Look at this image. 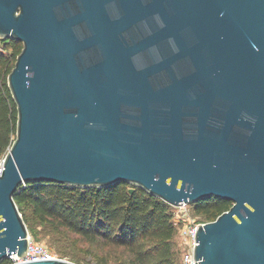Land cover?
<instances>
[{
    "label": "water",
    "instance_id": "95a60500",
    "mask_svg": "<svg viewBox=\"0 0 264 264\" xmlns=\"http://www.w3.org/2000/svg\"><path fill=\"white\" fill-rule=\"evenodd\" d=\"M0 37L23 44L0 264L28 252L19 187L121 180L233 202L198 225L196 264H264V0H0Z\"/></svg>",
    "mask_w": 264,
    "mask_h": 264
},
{
    "label": "trees",
    "instance_id": "16d2710c",
    "mask_svg": "<svg viewBox=\"0 0 264 264\" xmlns=\"http://www.w3.org/2000/svg\"><path fill=\"white\" fill-rule=\"evenodd\" d=\"M5 46L6 51L0 50V151L16 138L17 106L8 76L23 45L10 41ZM14 199L35 240L41 239L37 228L43 227L46 234L52 235L50 242L58 252L71 255L77 264L81 260L61 244L65 232L92 243L106 241L123 247L130 255L129 264H182L177 261L181 254L176 240L175 206L142 187L123 180L103 187L38 181L19 187ZM218 200L211 196L194 203L197 211H204L200 222L216 219L233 204ZM1 264H10V259Z\"/></svg>",
    "mask_w": 264,
    "mask_h": 264
},
{
    "label": "rangeland",
    "instance_id": "374dc122",
    "mask_svg": "<svg viewBox=\"0 0 264 264\" xmlns=\"http://www.w3.org/2000/svg\"><path fill=\"white\" fill-rule=\"evenodd\" d=\"M1 44H6L10 42V40H6L0 37ZM23 45V44H22ZM188 212L190 214V219L199 220L205 217L203 214V208L195 207L194 203H189ZM188 219L187 221H190ZM179 217L177 209H174V223L177 227V247L179 248V241L181 240V230L183 229L184 224L187 222ZM38 236L41 238L37 240L46 246H48L57 256H63V259L74 262V259L71 255H62L58 252L54 245L51 244L50 239L52 237L51 234H46L44 228L39 226L37 228ZM34 239L33 234H31ZM60 238L61 244L66 252L78 257L81 260V264H129V253L128 251L119 246H114L106 241H99L96 243H92L90 241L85 240L84 238L76 235L74 233L65 232L64 235ZM180 249V248H179ZM181 254V253H180ZM178 263H181V255H178Z\"/></svg>",
    "mask_w": 264,
    "mask_h": 264
},
{
    "label": "built area",
    "instance_id": "2783aa9c",
    "mask_svg": "<svg viewBox=\"0 0 264 264\" xmlns=\"http://www.w3.org/2000/svg\"><path fill=\"white\" fill-rule=\"evenodd\" d=\"M0 50L6 51L5 44H1L0 42ZM11 146H9L6 150L0 151V175L2 174L3 167L5 164V159L7 153L10 151ZM189 204L183 203L179 206H175V209L178 211V215L184 221L190 219V214L188 212ZM205 222H200L199 220L187 221L183 229L181 230V240L179 241V248L181 253V263L182 264H196L194 249L196 245L195 237L198 229V225ZM29 247L27 255L23 258L19 257L16 252H13L9 255L8 259H10V264L31 260V259H39V258H61L57 256L48 246L45 244L35 240L32 235L29 236Z\"/></svg>",
    "mask_w": 264,
    "mask_h": 264
}]
</instances>
